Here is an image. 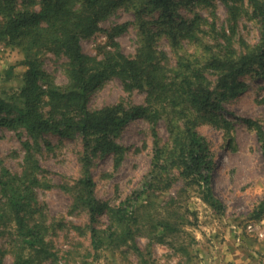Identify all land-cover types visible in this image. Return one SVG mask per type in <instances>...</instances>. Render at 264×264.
<instances>
[{
	"label": "trees",
	"instance_id": "trees-1",
	"mask_svg": "<svg viewBox=\"0 0 264 264\" xmlns=\"http://www.w3.org/2000/svg\"><path fill=\"white\" fill-rule=\"evenodd\" d=\"M213 1L0 0V43L21 46L26 53L20 85L0 93V129L26 135L21 142V170L11 172L0 165V236L7 228L12 264H42L54 255L49 236L64 226L48 219L38 199V190L50 187L37 157L47 134L80 140L79 174L72 184L62 187L71 194L72 207L87 215L85 228L93 250L115 243L121 232L123 241L131 237L136 212L152 203L138 205L139 201L150 191L170 188L174 171L184 184L201 187L203 200L212 208H223L212 185L215 155L197 125L209 121L220 126L221 122L228 134L231 122L219 119L216 112L246 89L240 80L243 75L253 72L264 77V0H248L250 16L258 25L257 40L248 43L239 35L237 44L238 20L248 14L243 5L221 0L228 16L227 26L220 29L200 14L188 19L180 12L181 7L207 6ZM119 9L129 11L133 19L107 30L110 48L100 57L85 53L81 40L92 36L100 22ZM131 26L137 45L135 54L128 56L115 37ZM161 37L173 61L158 48ZM45 52L65 57V86L41 67ZM111 78H117L126 90L143 91L144 102L89 108L90 95ZM135 119L148 123L154 139L150 166L138 187L110 205L95 194L94 159L111 155L113 168H117L125 148L116 137ZM244 122L255 130L264 158L262 125L252 118ZM160 123L167 134L162 143ZM263 211L264 200L253 210L254 216L260 217ZM103 215L107 223L101 227L98 223ZM161 223L169 229L168 223ZM136 252L141 250L136 248ZM2 254L0 248V264Z\"/></svg>",
	"mask_w": 264,
	"mask_h": 264
},
{
	"label": "rangeland",
	"instance_id": "rangeland-1",
	"mask_svg": "<svg viewBox=\"0 0 264 264\" xmlns=\"http://www.w3.org/2000/svg\"><path fill=\"white\" fill-rule=\"evenodd\" d=\"M229 2L243 5L248 11L238 20L235 44L239 35L248 43H254L259 32L257 23L250 16L248 0ZM180 12L188 19L200 14L215 21L217 29L227 26L228 11L221 0H214L207 6L181 7ZM132 19L129 11L117 10L100 22L98 31L81 40L82 50L100 57L110 48L107 30L116 23ZM115 41L126 55L135 54L137 43L132 26L116 36ZM157 45L167 53L170 61L174 60L163 37ZM25 59L26 53L21 46L0 43V93L10 92L20 85L21 74L26 68ZM64 63L63 55L45 52L41 56V67L60 86H65L67 81ZM240 80L246 83V89L216 112L219 119L231 122L228 134L221 122L220 126L209 121L197 125L215 155L217 165L212 185L223 208H212L203 200L201 187L184 184L174 171L176 178L170 188L150 191L139 201L138 205L145 201L152 203L136 212L137 223L132 227V236L123 241L125 234L121 232L115 243H106L97 250L89 244L86 213L72 207V196L62 187L72 184L79 174L80 140L47 134L37 157L50 187L39 189L38 199L44 203L48 219L62 222L64 226L49 236L54 255L44 259L42 264H243L249 260H262L264 211L257 218L253 210L264 200V158L255 130L244 119L252 118L264 129V77L252 72ZM144 97L143 91L126 90L117 78H111L90 95L88 106L95 109L118 102L141 104ZM158 132L161 143L165 142L167 134L163 123ZM25 138L24 132L0 129L1 166L11 172L21 170L24 154L21 142ZM116 140L125 148L122 163L113 168L112 156L104 155L96 157L92 166L95 194L110 205L118 204L139 186L149 169L154 141L149 125L143 119L129 122ZM162 221L168 223L169 229ZM106 223V215H103L98 226L104 227ZM248 224H253L251 231L247 229ZM9 239L6 228L0 236L3 264H12L13 260ZM136 248L141 253L138 254ZM28 253L26 250L25 255Z\"/></svg>",
	"mask_w": 264,
	"mask_h": 264
},
{
	"label": "built area",
	"instance_id": "built-area-1",
	"mask_svg": "<svg viewBox=\"0 0 264 264\" xmlns=\"http://www.w3.org/2000/svg\"><path fill=\"white\" fill-rule=\"evenodd\" d=\"M252 227H253V224L247 225V229L250 231L253 229ZM243 264H264V258L262 260H249V261L244 262Z\"/></svg>",
	"mask_w": 264,
	"mask_h": 264
}]
</instances>
